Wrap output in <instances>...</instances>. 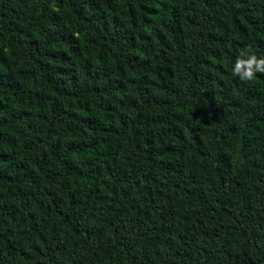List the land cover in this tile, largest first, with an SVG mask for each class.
<instances>
[{"label":"trees","instance_id":"trees-1","mask_svg":"<svg viewBox=\"0 0 264 264\" xmlns=\"http://www.w3.org/2000/svg\"><path fill=\"white\" fill-rule=\"evenodd\" d=\"M248 49L264 0H0V264H264Z\"/></svg>","mask_w":264,"mask_h":264},{"label":"clouds","instance_id":"clouds-1","mask_svg":"<svg viewBox=\"0 0 264 264\" xmlns=\"http://www.w3.org/2000/svg\"><path fill=\"white\" fill-rule=\"evenodd\" d=\"M250 52L251 49H248L242 57L237 58L233 69V74L245 81L252 80L256 72H264V59L258 58L255 54L250 55Z\"/></svg>","mask_w":264,"mask_h":264}]
</instances>
